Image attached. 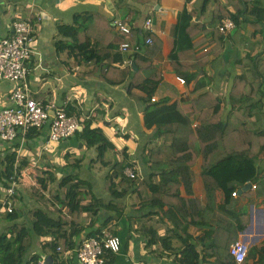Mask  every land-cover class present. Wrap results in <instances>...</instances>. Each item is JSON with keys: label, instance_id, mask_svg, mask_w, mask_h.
Returning <instances> with one entry per match:
<instances>
[{"label": "crops", "instance_id": "1", "mask_svg": "<svg viewBox=\"0 0 264 264\" xmlns=\"http://www.w3.org/2000/svg\"><path fill=\"white\" fill-rule=\"evenodd\" d=\"M216 1L0 0V35L12 33L14 11L26 13L33 8L42 12L43 18L32 46L28 77L31 95L41 100L53 99L59 105L66 103L81 123L85 118L95 119V124L115 146L106 155L110 164L125 158L136 168L139 179L149 182L153 171L145 151L158 141L156 131L159 126L177 123L197 126L200 112H206L211 105V99L203 97L209 96V92L221 100L226 116L230 110L229 93L234 77L245 71L242 60L247 54H260L264 59V30L256 31L253 25L245 22L235 24L229 35L222 34L223 39L218 44L220 35L213 29L220 23L214 17ZM246 1L250 6L254 2L264 6V0ZM222 4L229 9L228 0H222ZM185 9L193 12V22L204 24L205 29L192 31L193 48L183 52L181 61H174L171 56L176 48L177 26ZM76 16L92 18V45L89 50L100 54L98 61L95 55L93 61L75 65V58L68 49L57 46L59 41H69L59 32V26L73 25ZM247 16L256 18L251 14ZM147 17L153 19L151 35L154 44L141 51L146 57L141 63L145 69L130 86L131 71L137 72L139 68L134 61L129 66L124 63L127 59L133 60L134 53L122 52L119 46L127 38L133 43L144 42L150 34L144 28ZM116 20H124L131 26L130 36L120 32L115 25ZM178 76L185 78L186 82H180ZM14 87L12 81L0 80V109L12 105L10 97ZM151 96H156L157 100L152 101ZM261 98L263 106L253 110V121L258 130L264 131V96ZM29 132L19 131L13 141L0 140V157L17 152L19 161H28L27 167L34 165L43 175H50L46 179L48 196L56 197L64 204L59 195L50 194V189L55 184L54 179L76 173L79 180L70 181L65 189H75L77 203L67 204L70 208L67 212L59 210L62 214H70L78 208L83 217L85 206L94 204L96 198L108 201L106 169L111 165L101 167L99 163H92L95 157L89 154L92 149H88L77 135L50 142L48 127L36 130L33 136H29ZM67 154L72 157L68 159ZM75 159H81L78 171L71 167ZM193 170L191 192L178 181L179 197L168 196V205L153 206L148 199V196H153L148 186L140 185L141 190H138V185L129 188L131 179L119 178L118 188L125 190L122 217H116V210L103 209L92 227L89 226L90 220L82 223L86 229L79 236L75 235L78 225L74 221L61 230V224L45 217L57 226L49 230L60 231L62 237L73 236L76 245L65 252V257H73L77 264H81L75 257L77 247L89 233L101 229L121 238V250L111 254L116 264H180L179 258L186 242L196 245L200 264H227L229 246L237 240L248 245L243 264H264V150L255 162L232 157L208 171L203 170L202 158L199 157ZM249 182L252 187L244 189ZM20 183H23L22 178ZM94 187L99 189L97 194ZM210 187L213 188L211 201ZM234 190L237 191L236 196L232 195ZM182 200L189 202L183 203ZM40 204L54 208L46 203ZM5 212L0 209V218L6 216ZM51 238V235L44 236L46 240ZM48 256L41 261L43 264ZM234 260L232 264H237Z\"/></svg>", "mask_w": 264, "mask_h": 264}, {"label": "trees", "instance_id": "2", "mask_svg": "<svg viewBox=\"0 0 264 264\" xmlns=\"http://www.w3.org/2000/svg\"><path fill=\"white\" fill-rule=\"evenodd\" d=\"M216 2L214 17L218 21L228 17L236 25H241L245 22L253 25L256 31L264 30V6L260 2H254V5L250 6L246 0H228L229 9L231 8V10L227 8V5L222 4V0H217ZM232 9H235V12ZM248 11L249 13H247ZM247 14L255 15L256 18L250 19ZM193 17L194 13L189 12L187 9L180 15L177 26L176 48L171 56L174 61H181V58H184L183 52L193 48L192 31L205 29L204 24L193 22ZM91 21V16H85V19L76 16L73 25L63 24L59 26V32L68 38L69 41L68 43L59 41L57 46L59 49H68L70 55L75 58V65L82 61H93L95 55L97 57L96 61L100 59L98 52L95 54L94 51L89 50L92 45L90 41L92 35L90 31ZM213 29L214 32H218L220 35L219 44L223 39V35L219 28ZM152 45H149L148 48ZM132 57L134 64L139 70L137 72L131 71L130 86L135 83L141 70L145 69L144 66H141V63L146 58L141 52L134 53ZM242 67L245 71L234 77L230 88V110L226 116H224L221 108V100L215 99L214 96H211L212 93L209 92V96L203 97H209L211 105L207 107L206 112H200V123L197 126L192 127L189 123L159 126L156 131L158 141L145 151L146 159L153 171L151 180L149 182L140 179L129 180V188L133 185H138L137 187L140 185L143 187L148 186L153 195L148 196L150 203L153 206L159 205L163 207L168 205V196L179 197L178 186L176 185L178 181L184 183L188 192H191V186L194 182L193 166L199 157L202 158L204 171H208L220 162L232 157L255 162L259 153L264 150V131L258 130L253 121V110L263 106L261 97L264 96V59L260 54H247L242 60ZM104 75L106 76L105 73ZM192 77L196 76L193 75ZM67 110L70 115H73L71 106H68ZM29 131L28 135L33 136L36 129ZM75 135L84 142L88 149H95L96 156L92 163H99L101 167L111 165V161L106 159V155L108 152L113 151L115 146L101 127L95 124V119L85 118L82 121V130ZM66 157L69 159L72 155L67 154ZM80 162L81 159H75V163L71 167L78 171L81 167ZM0 165L1 183L5 189L11 185L14 179L20 183L22 178L24 183H20L14 195L10 197L14 204L13 211L5 212V218L12 223L0 231V261L2 264H41L44 257L48 255L53 257L54 264H77L73 257H65V252L76 245L73 236L62 237L60 231L55 233L49 230V228H57V226L46 219L39 220L40 215L37 213H42L41 215H44L47 219H54L56 223L61 224V230L67 228L68 224L74 221L78 225L76 236H79L86 229L82 223L90 220L89 226L92 227L93 221L98 218L99 212L103 209L116 210L117 218L122 217L124 214V203L122 200L125 190H119L117 179L126 180L127 178L124 171L130 164L125 161V158L120 162L115 161L112 163L107 172L106 188L109 193L108 201L106 202L99 197L96 198L94 204L85 206V215L83 217L79 214L78 208L70 212V214H62L60 212L69 210L70 207L67 204L77 203L75 189L73 187L65 189L70 181L79 180V176L76 173L65 175L60 179L55 177L54 181L58 182V187L55 191L50 189V194L56 193L66 204L56 197H50L48 205L56 208L54 209L40 204L48 191L46 179L50 178V175H43L34 165L27 167L28 161H19L17 152L14 151L9 152L3 158L0 157ZM23 169L24 176L22 177ZM44 172L46 173V171ZM157 176H160L159 180ZM207 177L209 178V176ZM25 185L27 190H30L35 198L37 197L36 200L27 193ZM172 190H174L173 193L170 192ZM156 193H162V195L158 197L155 196ZM212 193L213 188L210 187V201ZM1 198L2 195L0 194V200ZM182 202L189 201L182 200ZM31 205H35L31 216L36 222V227L38 229L42 228L41 232H36L34 221L32 222L29 219ZM1 208L2 203L0 201ZM55 213L59 214V216L56 218L54 216V218L51 217V214ZM99 232L100 230L91 232L87 237H95ZM47 235H51L52 238L49 240L43 239L39 245H36L37 237H46ZM34 248L38 249L34 250ZM111 254L114 253H110L108 258ZM27 255L30 256L26 258ZM199 256L200 253L197 251L196 245L186 242L179 262L180 264H200ZM229 256V261L226 263L232 264L234 259H232L230 251ZM106 264H116L115 258L111 255ZM222 264L224 263L222 262Z\"/></svg>", "mask_w": 264, "mask_h": 264}, {"label": "built area", "instance_id": "3", "mask_svg": "<svg viewBox=\"0 0 264 264\" xmlns=\"http://www.w3.org/2000/svg\"><path fill=\"white\" fill-rule=\"evenodd\" d=\"M33 9V8H32ZM30 10L14 11L12 14V33L7 36L0 35V80L7 79L15 83L11 94L12 105L0 109V140L13 141L18 132L23 133L29 130L49 129V141L59 142L74 136L82 127L81 121L74 115H70L66 103L59 105L53 99H36L30 93L28 77L31 71V59L33 55V42L36 39L37 27L42 21V12ZM115 25L123 35L130 36L131 26L124 20H116ZM153 19L147 17L144 22L145 30L150 33L141 42H131L130 39L120 43L122 52H141L144 47L152 45ZM219 30L225 36L229 35L235 28L231 18H223ZM127 65H132L133 60L127 59ZM180 82L185 83L183 77L178 76ZM156 101V96H151ZM48 148V147H46ZM124 174L129 179H139L140 174L133 166H127ZM19 187V181L13 180L6 188V199L2 208L12 212L14 204L10 197L14 195ZM255 187V185H254ZM138 190H141L139 187ZM233 196L237 191L232 192ZM8 198V199H7ZM121 238L107 229H101L97 236L86 237L75 250V257L81 264H106L110 253H118L121 250ZM230 254L237 264L245 262L248 245L243 240H237L230 245ZM43 264V262H41ZM151 264V263H142Z\"/></svg>", "mask_w": 264, "mask_h": 264}, {"label": "rangeland", "instance_id": "4", "mask_svg": "<svg viewBox=\"0 0 264 264\" xmlns=\"http://www.w3.org/2000/svg\"><path fill=\"white\" fill-rule=\"evenodd\" d=\"M1 36H5V35H1ZM14 83V82H13ZM12 86H13V84H12ZM14 86H15V83H14ZM89 154H91V155H93V156H96V151H95V149H92V151L89 153ZM107 170V172L109 171V168H107L106 169ZM58 182L56 181L55 182V184H54V186H53V188H52V190L53 191H55L56 189H57V187H58V184H57ZM94 190H95V192H96V194H97V190H99L98 188H96V187H94ZM33 198H35L34 196H33V194H32V192L30 191V190H28L27 191ZM0 194L2 195V199L0 200L1 201V203L3 204V201H4V199L6 198V189H4V186L2 185V183H1V180H0ZM37 198V197H36ZM35 198V199H36ZM49 196H48V191L46 192V195H45V197H44V200L41 202L42 204L43 203H46V204H48L49 203ZM3 200V201H2ZM35 205H31V207H30V210L29 211H33L34 210V207ZM32 213V212H31ZM31 213H29V219L33 222L34 221V219H33V217L31 216ZM37 214H39L40 216H39V220H41V219H46L45 217H44V215H41L40 213H37ZM57 217V216H59V214H57V213H55V214H51V217ZM53 217V218H54ZM52 220H54V219H52ZM12 223V222H11ZM10 222H9V220H7L5 217L4 218H0V231L2 230V227H6L8 224H11ZM33 224L35 225V227H36V222L34 221L33 222ZM35 230H36V232L38 231V232H41L42 231V228H35ZM41 230V231H40ZM44 239V236H41V237H37L36 238V245H39L40 243H41V241ZM35 247H38V246H35ZM38 248H34V250H37ZM32 254V253H31ZM30 255H27L26 256V258L27 257H29ZM0 264H2L1 263V261H0Z\"/></svg>", "mask_w": 264, "mask_h": 264}, {"label": "water", "instance_id": "5", "mask_svg": "<svg viewBox=\"0 0 264 264\" xmlns=\"http://www.w3.org/2000/svg\"><path fill=\"white\" fill-rule=\"evenodd\" d=\"M134 70H138L137 69V67L134 65ZM80 130H82V127L80 128ZM249 187H252V183L251 182H249L248 184H247V186H245L244 187V189H246V188H249ZM53 262H54V260H53V258H52V256H48L45 260H44V264H53Z\"/></svg>", "mask_w": 264, "mask_h": 264}]
</instances>
